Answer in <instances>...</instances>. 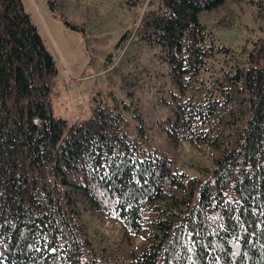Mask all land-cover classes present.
<instances>
[{
    "label": "trees",
    "instance_id": "obj_1",
    "mask_svg": "<svg viewBox=\"0 0 264 264\" xmlns=\"http://www.w3.org/2000/svg\"><path fill=\"white\" fill-rule=\"evenodd\" d=\"M133 3L119 84L134 99L160 80L155 123L101 92L88 117L54 116L55 61L21 1L0 0V264H264V38L217 46L199 18L230 27L243 3L263 21L264 0ZM150 49L166 72L142 64ZM152 126L212 167L188 175Z\"/></svg>",
    "mask_w": 264,
    "mask_h": 264
},
{
    "label": "rangeland",
    "instance_id": "obj_2",
    "mask_svg": "<svg viewBox=\"0 0 264 264\" xmlns=\"http://www.w3.org/2000/svg\"><path fill=\"white\" fill-rule=\"evenodd\" d=\"M30 16L57 68L52 99L54 116L72 119L88 117L91 96L101 92L114 94L133 102L143 117L155 123L164 111L158 103L161 96L160 80L146 77L149 86L137 87L135 98L124 95L120 88L119 73L126 68L119 65L124 53L121 38L137 24L143 8L133 0H20ZM236 20L224 27L226 14L220 11L200 14V21L213 32V42L231 50L250 47L252 41L264 38V20L254 17L249 4H231ZM141 62L150 71L166 72L153 49L145 51ZM113 66L117 69L112 70ZM152 145L177 159V164L188 175H195L199 168H211L213 156L204 145L186 141L174 145L164 131L154 126L147 129ZM112 236L119 234L117 225L105 224Z\"/></svg>",
    "mask_w": 264,
    "mask_h": 264
}]
</instances>
